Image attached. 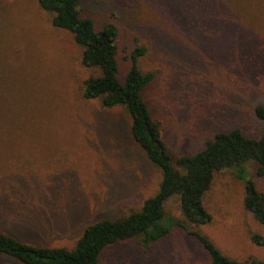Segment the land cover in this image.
<instances>
[{"label":"rangeland","instance_id":"rangeland-1","mask_svg":"<svg viewBox=\"0 0 264 264\" xmlns=\"http://www.w3.org/2000/svg\"><path fill=\"white\" fill-rule=\"evenodd\" d=\"M97 28H117L118 76L131 63L155 77L143 97L175 159L215 132L258 137L264 121V0H78ZM73 34L51 24L37 0H0V230L23 242L71 248L86 225L140 209L159 169L133 139L121 106L83 97L96 70L81 63ZM250 162V161H248ZM243 177L264 193L253 165ZM244 179L215 173L194 227L225 255L264 263V225L245 209ZM165 217L182 219L178 195ZM103 264H211L202 244L178 227L143 248L137 237L108 246ZM0 264H21L0 254Z\"/></svg>","mask_w":264,"mask_h":264},{"label":"trees","instance_id":"trees-1","mask_svg":"<svg viewBox=\"0 0 264 264\" xmlns=\"http://www.w3.org/2000/svg\"><path fill=\"white\" fill-rule=\"evenodd\" d=\"M77 1L37 0L51 14L53 26L73 34L82 49L81 63L96 70L84 80L83 97L99 99L107 108L121 106L128 113L131 135L159 169L160 182L157 191L143 201L139 210L86 225L71 248L30 244L0 230V254L21 264H103L101 254L112 244L138 236L142 247L147 248L166 236L172 227H178L202 244L211 264H264L255 257L243 261L228 257L194 228L211 219L203 196L215 173L231 169L237 178L244 179V165L250 163L257 176H264V128L258 137L247 136L237 127L217 131L195 153L174 159L162 139L160 122L152 117L143 97L144 89L155 77L154 72H142L137 66V59L146 48L140 46L131 52L130 66L120 79L116 26L108 22L97 28L92 18L81 14ZM255 114L264 121V106H256ZM244 181V207L264 225V193L258 191L253 180ZM175 194L179 197L182 219L164 215V201ZM251 239L264 245V239L257 234H252Z\"/></svg>","mask_w":264,"mask_h":264}]
</instances>
